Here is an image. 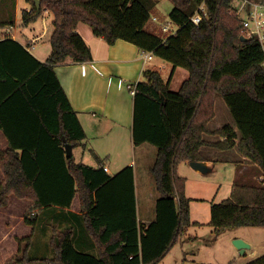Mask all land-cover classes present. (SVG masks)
<instances>
[{"label":"trees","instance_id":"16d2710c","mask_svg":"<svg viewBox=\"0 0 264 264\" xmlns=\"http://www.w3.org/2000/svg\"><path fill=\"white\" fill-rule=\"evenodd\" d=\"M23 23L36 21L46 10L54 15L52 52L45 61L12 36L0 37V130L8 146L0 150V207L10 196L33 201L32 209L71 208L79 199L81 224L95 243L97 253L79 248L77 226L53 225L50 264H158L194 224L186 178L178 174L180 162L203 159L204 133L215 116V97L221 96L235 121L213 131L225 139L210 145L226 150L238 146L262 179L234 181L231 196L213 203L214 239L230 229L264 226V60L256 37H246L243 20L233 0H174L170 11L177 31L163 38L150 28L151 13L141 0H26ZM204 5L202 20L191 17ZM156 19V18H155ZM1 22L0 25L13 23ZM89 24L95 35L113 44L124 39L141 50L173 64V71H189L181 87H170L157 69L147 72L134 94L133 141L158 149L151 173L160 197L156 218L147 226L138 219L134 168L111 176L99 166L66 157L65 145L79 146L86 138L76 110L62 87L55 66L67 61L93 59L90 46L77 31ZM237 130L241 137L238 138ZM65 137V139H64ZM39 216L28 213L32 225ZM24 259L28 248L21 242ZM248 264H264V254Z\"/></svg>","mask_w":264,"mask_h":264},{"label":"crops","instance_id":"0c3cea01","mask_svg":"<svg viewBox=\"0 0 264 264\" xmlns=\"http://www.w3.org/2000/svg\"><path fill=\"white\" fill-rule=\"evenodd\" d=\"M11 1L15 2V0H0V8L5 9L4 4L7 3L9 6ZM246 1L242 6L237 7L242 16L247 13L250 7ZM30 7L31 5L28 11L31 10ZM1 22L3 20L0 19V24ZM3 30L4 28L0 25V37L4 36ZM33 31L35 30L33 29ZM77 31L90 46L93 59L86 62L60 63L55 66V71L86 131V138L79 146L83 145L94 156L96 163L92 166H99L98 158L101 159L111 176L117 175L130 165L133 166L138 219L140 223L147 226L156 218V204L160 197L156 180L151 173V166L155 163L158 149L150 143L134 144L132 132L134 94L128 84L147 81L143 77H147L146 74L149 70L157 69L164 77L163 70L171 68L173 71V64L155 54L153 59L145 60L141 49L136 44L124 39H118L113 44H109L103 36L95 35L92 27L85 22L78 23ZM35 33H22L20 36L13 35L12 38L24 45L28 44L29 50L39 60L45 61L52 52V46L41 52L38 42L42 35ZM180 67L178 66L173 71L170 87ZM188 76L189 73L185 72L178 89ZM226 124L236 127L225 100L217 95L215 97V116L208 125L210 132L203 135L207 144L200 148L203 159L199 161L205 165V170L194 168L191 164L192 161L188 160L182 161L178 165V174L186 178V195L191 198L190 214L194 224L188 228L187 232L160 262L167 258L178 243L181 244L184 251L186 243L199 240L198 229L201 230L200 227L205 226L211 229L212 246L217 245L221 239H227L230 242L229 250L222 255L220 251L214 252L216 248L212 249V246H207L212 251L205 261L207 264H237V261L238 264H248L264 254V226H242L230 229L214 239L213 227L209 224L212 204L220 203L231 196L236 179L239 177L247 180L263 178L256 164L244 156L237 145L226 150L210 145V143L225 139L224 136L214 134L213 131ZM237 133L238 138L241 137L239 130ZM7 146V139L0 130V150ZM75 148H73V153ZM227 162L235 164L237 168L230 181L223 184L221 181H213L209 178L208 175L215 170L217 165H224ZM3 177L4 174L0 169V180ZM43 212L46 218L55 221L53 225H61L68 219L70 222H74L77 226L79 248L97 253L95 243L86 234L83 224L79 220L80 217L74 215L81 214L78 197H75L71 208L62 209L51 206L45 208ZM235 239H241L245 244L244 247H238L234 243ZM184 253L186 256H184L183 262L194 261L201 251L191 249ZM177 263L180 264L179 261Z\"/></svg>","mask_w":264,"mask_h":264},{"label":"rangeland","instance_id":"374dc122","mask_svg":"<svg viewBox=\"0 0 264 264\" xmlns=\"http://www.w3.org/2000/svg\"><path fill=\"white\" fill-rule=\"evenodd\" d=\"M151 13V20L149 22L150 28L162 36L167 38L168 36L174 34V31L178 29V26L171 20L170 11L174 7V0H141ZM245 0H233V5L238 11L239 17L243 18L237 7L244 4ZM5 9L0 8V19L3 22H8L14 19V22L1 25L4 30L3 35L9 36H20L22 33L28 34L33 32L37 35H42L39 39L40 51L43 52L47 48H51V36L54 31V15L50 10L44 11V13L30 25L23 23V12L28 10L30 4L26 0H15L13 3L10 2L8 6L7 3L4 4ZM31 9V7H30ZM17 10V15H16ZM156 18V19H155ZM170 24V30L164 31L163 26L165 24ZM33 29L35 31H33ZM34 35V34H33ZM31 35V37H33ZM189 73V71L180 67L172 80L171 88L172 90H177L181 79L184 77V73ZM172 73L171 68H165L163 70V75L166 81H169ZM147 80V77H143ZM92 153L86 149L83 145L78 146L74 149V159L77 162H84L88 165H94L96 163ZM227 162L224 165H217L215 170L210 172L208 175L213 181H221L223 184L231 180V177L236 171L235 164ZM33 201L30 199H22L16 195L10 196V202L6 207H0V264H50L54 256L53 248L50 245V237L52 234V225L55 224L53 219H48L44 215L43 210L32 209ZM203 208V207H201ZM34 213L39 216V219L35 225L32 233V225L27 224L24 219L26 214ZM64 222V221H63ZM66 225L70 224V220H65ZM64 223L63 226H64ZM61 224V225H62ZM199 230L200 239L197 241H191L184 245V251L194 249V251H201L194 261H185L183 258L185 255L182 250L181 244L178 243L170 252V254L162 262L158 264H207L205 261L209 258V253L211 249L207 246H212L211 241H213L210 234V227H200ZM31 236V240H24L21 242V248H28V256L33 258V260H28L27 258L18 261L23 258V251H19V241L23 237ZM89 236V235H88ZM91 238V237H90ZM189 248V249H188ZM200 248V249H199ZM215 249L214 252L220 251L225 253L230 248V242L227 239H221V241L211 247ZM96 251V250H95ZM239 259V256H237ZM234 264V263H233ZM236 264V263H235ZM238 264V261H237Z\"/></svg>","mask_w":264,"mask_h":264},{"label":"built area","instance_id":"2783aa9c","mask_svg":"<svg viewBox=\"0 0 264 264\" xmlns=\"http://www.w3.org/2000/svg\"><path fill=\"white\" fill-rule=\"evenodd\" d=\"M246 3L250 5L247 13L243 16V26H244V36L245 37H256L264 53V1L260 0H247ZM204 11V5H201L191 17V20L195 24H199L202 20V12ZM170 24H165L163 26L164 31H169ZM177 31V30H176ZM174 31V33L176 32ZM141 54L145 60H150L154 58V53L152 51L141 50ZM264 68V60L262 62ZM137 83H129L128 87L133 94L136 92ZM104 169L107 171L108 168L105 166Z\"/></svg>","mask_w":264,"mask_h":264},{"label":"water","instance_id":"95a60500","mask_svg":"<svg viewBox=\"0 0 264 264\" xmlns=\"http://www.w3.org/2000/svg\"><path fill=\"white\" fill-rule=\"evenodd\" d=\"M36 4H37V8H38V11L41 10V0H36ZM241 39H246V37L244 35L241 36ZM65 139V137H64ZM65 150H66V157L67 158H72L74 153H73V145L70 144V143H66L65 145ZM192 166L194 168H197V169H200V170H205V165L200 162V161H192L191 162ZM234 243L240 247V248H243L244 247V242L241 240V239H235L234 240Z\"/></svg>","mask_w":264,"mask_h":264}]
</instances>
